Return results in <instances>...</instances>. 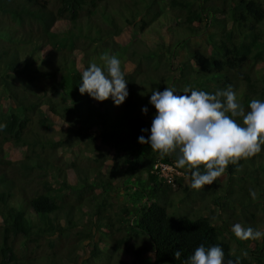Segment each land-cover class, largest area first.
Masks as SVG:
<instances>
[{"label": "trees", "instance_id": "obj_1", "mask_svg": "<svg viewBox=\"0 0 264 264\" xmlns=\"http://www.w3.org/2000/svg\"><path fill=\"white\" fill-rule=\"evenodd\" d=\"M140 1L0 0V264H148V253L152 264H184L201 244L222 247L225 264H264V237L238 241L247 256L235 255L225 219L175 211L170 201L172 185L188 196L215 189L223 200L215 193L214 204L240 206L255 223L249 227L264 232V146L229 164L220 191L217 180L190 188V171L176 167L178 153L161 155L138 142L150 135L141 129L150 130L156 114L149 103L155 89L175 87L182 95L185 87L215 93L231 85L245 111L251 100L264 101V75L255 67L264 64V0H144L139 16ZM152 21L168 23L166 41L159 35L155 45L132 46L135 40L114 38L131 25L148 38ZM187 35L204 41L192 45ZM105 54L120 59L128 81L119 106L79 92L82 72L93 62L104 68ZM7 147L24 151L16 158ZM156 160L172 163L187 182L181 174L171 182L157 177ZM68 168L84 179L73 184ZM46 177L52 187L40 191Z\"/></svg>", "mask_w": 264, "mask_h": 264}, {"label": "clouds", "instance_id": "obj_2", "mask_svg": "<svg viewBox=\"0 0 264 264\" xmlns=\"http://www.w3.org/2000/svg\"><path fill=\"white\" fill-rule=\"evenodd\" d=\"M104 68L91 63L81 75L79 92L103 102L112 98L114 104H123L129 95L121 61L115 55L100 57ZM106 69V70H105ZM175 87H166L151 92L149 103L156 109L150 131L145 138L141 135L138 142L148 144L151 150L161 155L178 153L177 168L190 171L192 189H200L213 184L221 177L229 164L254 157L264 146V101L253 99L248 111L239 103L231 85L215 93L185 87L182 95L176 94ZM147 115L148 108H142ZM242 118V123L237 122ZM6 124H0L3 130ZM203 166V171H201ZM238 171L240 168L238 167ZM253 200L257 199L254 189H249ZM232 232L241 240H258L264 232L252 227L245 228L240 223L232 226ZM181 251L176 250L174 257L179 260ZM247 256V253H244ZM184 264H225V253L219 245L205 247L201 244ZM226 264H240L228 259Z\"/></svg>", "mask_w": 264, "mask_h": 264}, {"label": "rangeland", "instance_id": "obj_3", "mask_svg": "<svg viewBox=\"0 0 264 264\" xmlns=\"http://www.w3.org/2000/svg\"><path fill=\"white\" fill-rule=\"evenodd\" d=\"M143 2H144V0H141L138 3L139 6H140V10L138 11L139 16H141L142 13H143V11L141 10V8H142L141 6H142ZM123 11H124V14H126L128 16H130L132 14V11H131V9L129 7H125V9H123ZM214 17H217V16H214ZM230 25H231L230 21H227L226 28H230V30H231V27H233V29H234V24H232L231 26ZM165 26L168 27V23H166V21H162V24L160 26H158L157 24H155L152 21L151 24H150V27L145 32L147 34L148 38H144L142 36L143 33L139 32V31H136V26L135 25H131L128 28L127 27L124 28L120 32V34L116 35L114 38L118 42H120V44H124V42H126V45H129L131 41L135 40L134 42H132V46H136V43L140 42V40H142L141 42L146 43V45H155V42L159 41V40H157L155 38H158L159 35H160V37L163 38L164 41L167 40L169 34L167 33L168 29ZM218 29H220V27H218ZM205 31L206 30L204 29V32ZM171 37L172 36H170V38ZM186 38H187L188 42H190V44H192V45L194 44L193 42H194L195 39H200L201 41H204L203 38H199L197 36L190 37L189 35H187ZM182 47H185V46H178L177 50H180ZM205 49L207 51L210 50V47H209L208 44H206ZM126 52L128 54H130L129 53L130 49L126 48ZM137 58H138V56H134L135 61H136ZM255 67L257 69L258 74L264 75V64H257ZM156 78H157V76L155 77L154 81H156V80L158 81L159 78L158 79H156ZM52 126H53V129H56V124H53ZM50 132L52 133V130ZM103 149H105V147H103ZM6 151H7V153L10 156L17 158V157L22 155V153L24 151V148H22V147H18V148L7 147ZM75 151L76 150L74 149L72 153L65 152V153H67L66 156L72 157L74 155ZM104 151H105L104 153H105L106 161H108V157L106 155V149ZM225 172H224V174L221 177L217 178V181L219 182L218 189L220 191H222V188L225 185V183L223 184V182L225 181V178H227V174ZM240 172L244 173L245 169L240 170ZM65 174L69 177V180L72 181V182H74V180L80 181V180L84 179V174H82V172H79L78 170H73V169L70 170L68 168V169H65ZM179 174L182 175V178H183L182 180H183L184 183H186L187 182V175L186 174H182L180 172H179ZM45 180H46V183L39 188L40 191L48 188L47 186L52 187V185H50L48 183L47 177L45 178ZM75 183H77V182H74L73 184H75ZM234 186L237 187V185H234ZM80 187H82V186H80ZM217 191L218 190L211 189L208 192L214 195L215 193H217ZM182 192H183L182 189L176 188L175 185H172L171 192H170V201H172V205H173L175 211H177L179 208H181V209H183V208L184 209H189V210H192V214H194L195 216L196 215H205L209 219L213 220L215 223H223L221 221V219L222 220L225 219L226 220V224L228 226H230V228H232V226L234 224L240 223L242 221H243V223L241 225L244 226V227H246V226L249 227L251 225L255 226L254 222L247 221L248 219L245 218V216H244V213H246L247 211H245L242 208H240V206L236 205V207L233 208V211L229 210L230 211L229 212L228 209H224L223 208V204L222 205H219V203L218 204H214L212 202V199L214 197L217 198V194L219 195L218 198H217L218 202H222L223 197H222L221 193H217V194H215V196H213V195H211L209 193H206V196H205V193H204V196H203V195H200V193H193L191 191V194L188 196V195H184ZM111 194H114V193L111 192ZM194 194H197L196 195L197 197H194ZM14 198L16 199V195H15ZM258 206H259V204H258ZM261 214H262V209H259V211L257 212L256 215H257V217H261ZM244 221H247V222H244ZM257 223H258V221H257ZM229 232H232V229ZM226 234H227V237H228L227 239L229 240V244H230V252L235 254V255H241L242 252L244 253L245 250L242 249V247H241V245H239L238 241H240L243 244L246 241L238 239L235 236L234 233L232 235L233 236L232 238L228 235V232ZM82 241L85 242L86 239H84ZM249 244H251V243H249ZM84 252H85V247L81 246L79 254H83ZM146 256L147 257L145 258L146 259L145 261L146 262L150 261V263H148V264H152L153 263V262H151L153 260L152 254L148 253V254H146ZM126 258L130 259V255H126Z\"/></svg>", "mask_w": 264, "mask_h": 264}, {"label": "built area", "instance_id": "obj_4", "mask_svg": "<svg viewBox=\"0 0 264 264\" xmlns=\"http://www.w3.org/2000/svg\"><path fill=\"white\" fill-rule=\"evenodd\" d=\"M151 171L166 182H171L173 175L179 174V171L172 163L156 160L151 167Z\"/></svg>", "mask_w": 264, "mask_h": 264}]
</instances>
